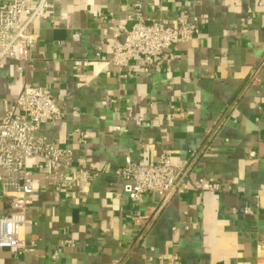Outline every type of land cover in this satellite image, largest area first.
<instances>
[{
    "label": "crops",
    "instance_id": "obj_1",
    "mask_svg": "<svg viewBox=\"0 0 264 264\" xmlns=\"http://www.w3.org/2000/svg\"><path fill=\"white\" fill-rule=\"evenodd\" d=\"M134 2L150 20L196 17L199 35L149 72L100 59L111 54L109 18L131 28ZM35 26L24 71L11 59L0 68L2 94L50 90L65 115L39 133L103 174L58 191L29 159L23 233L36 249L0 248V264H264V0H50ZM162 154L190 161L189 188L132 202L114 171ZM7 209L0 195V215Z\"/></svg>",
    "mask_w": 264,
    "mask_h": 264
},
{
    "label": "built area",
    "instance_id": "obj_2",
    "mask_svg": "<svg viewBox=\"0 0 264 264\" xmlns=\"http://www.w3.org/2000/svg\"><path fill=\"white\" fill-rule=\"evenodd\" d=\"M50 0H0V68L5 60L20 62L17 70L22 73L24 64L32 58V50L38 39L35 24L45 17ZM131 28L117 25L109 18L111 31V54L98 52L102 60L121 69L140 66L149 72L154 67V58L167 63L175 55L176 48L199 35L197 18L180 15L174 24L168 20H150L143 15L142 3L132 4ZM139 59V64L134 59ZM87 65V61H76ZM126 77V73H121ZM57 98L48 89L32 86L22 91L12 102L2 94L0 85V195L7 201L8 209L0 215V248L16 256L32 253L35 243L24 237L28 210L34 204V172L27 166L31 158H39L36 165L45 180L54 189H85L97 179L102 171L86 166L77 158L71 147L61 146L39 133L46 125H54L64 117ZM190 161L173 162L162 154L156 162L148 164L127 160L114 175L122 178L124 190L132 202H140L145 194H157L166 202L175 194L189 188ZM199 187L214 190L208 180L201 179ZM245 211H250L246 206ZM146 220L147 216H139ZM178 258L172 256L173 260Z\"/></svg>",
    "mask_w": 264,
    "mask_h": 264
}]
</instances>
